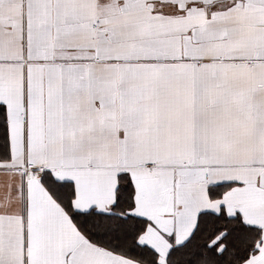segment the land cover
Segmentation results:
<instances>
[{
	"label": "snow or ice",
	"instance_id": "6c2138e0",
	"mask_svg": "<svg viewBox=\"0 0 264 264\" xmlns=\"http://www.w3.org/2000/svg\"><path fill=\"white\" fill-rule=\"evenodd\" d=\"M0 264H264V0H0Z\"/></svg>",
	"mask_w": 264,
	"mask_h": 264
}]
</instances>
